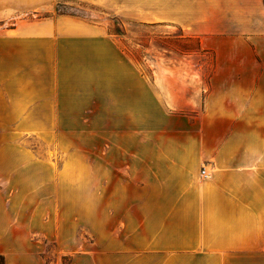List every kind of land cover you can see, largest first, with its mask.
<instances>
[{"label":"rangeland","instance_id":"1","mask_svg":"<svg viewBox=\"0 0 264 264\" xmlns=\"http://www.w3.org/2000/svg\"><path fill=\"white\" fill-rule=\"evenodd\" d=\"M132 7L0 0V41L7 42H0L7 46L0 50V120L11 119L0 121L5 264L116 258L117 245L132 234L123 214L133 188L124 185L135 178L140 153L186 145L177 135L202 108L213 53L175 25L128 17ZM62 15L97 25L103 35L86 39H103L91 45L102 50L54 57L43 51L35 39L53 37L37 35L36 23ZM163 68L176 71L166 83L156 72Z\"/></svg>","mask_w":264,"mask_h":264},{"label":"crops","instance_id":"2","mask_svg":"<svg viewBox=\"0 0 264 264\" xmlns=\"http://www.w3.org/2000/svg\"><path fill=\"white\" fill-rule=\"evenodd\" d=\"M87 1L113 6L118 12L122 4L131 3L128 17L172 24L197 36L202 48L211 49L214 64L201 110L189 129L177 135L186 145L140 153L139 170L124 185L133 188L131 210L123 214L131 238L117 245L116 258L107 254L102 263L264 264L262 0ZM34 29L41 37L52 35L53 39L34 43L43 45L46 53L52 49L53 57L102 50L91 45H101L103 39H86L102 36L100 28L72 16L38 21ZM60 37L68 39H56ZM79 44L84 46L78 51L74 48ZM156 72L166 83L176 71ZM202 168L206 177L200 174ZM122 192L123 204H128V191Z\"/></svg>","mask_w":264,"mask_h":264},{"label":"built area","instance_id":"3","mask_svg":"<svg viewBox=\"0 0 264 264\" xmlns=\"http://www.w3.org/2000/svg\"><path fill=\"white\" fill-rule=\"evenodd\" d=\"M200 174L203 176V177H206L207 176V173L205 172V170L202 168L200 170Z\"/></svg>","mask_w":264,"mask_h":264},{"label":"trees","instance_id":"4","mask_svg":"<svg viewBox=\"0 0 264 264\" xmlns=\"http://www.w3.org/2000/svg\"><path fill=\"white\" fill-rule=\"evenodd\" d=\"M0 264H4V257L2 254H0Z\"/></svg>","mask_w":264,"mask_h":264}]
</instances>
